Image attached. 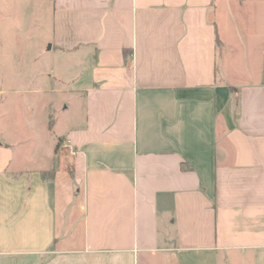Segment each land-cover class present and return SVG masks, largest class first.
I'll return each mask as SVG.
<instances>
[{"label": "crops", "instance_id": "0c3cea01", "mask_svg": "<svg viewBox=\"0 0 264 264\" xmlns=\"http://www.w3.org/2000/svg\"><path fill=\"white\" fill-rule=\"evenodd\" d=\"M53 10L77 106L0 132V264H264V0Z\"/></svg>", "mask_w": 264, "mask_h": 264}, {"label": "rangeland", "instance_id": "374dc122", "mask_svg": "<svg viewBox=\"0 0 264 264\" xmlns=\"http://www.w3.org/2000/svg\"><path fill=\"white\" fill-rule=\"evenodd\" d=\"M53 4L54 0H0V132L9 143L27 140V114L34 112L37 131L51 120L62 130L77 106L66 91L68 81L50 77L64 65L51 51ZM43 141L46 147H35L39 163L46 162L53 148L48 139ZM22 146L18 153L27 158L31 147Z\"/></svg>", "mask_w": 264, "mask_h": 264}]
</instances>
